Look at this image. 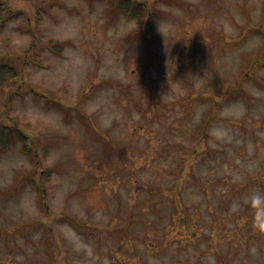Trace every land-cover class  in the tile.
<instances>
[{"label": "rangeland", "instance_id": "1", "mask_svg": "<svg viewBox=\"0 0 264 264\" xmlns=\"http://www.w3.org/2000/svg\"><path fill=\"white\" fill-rule=\"evenodd\" d=\"M135 1L0 0V264H264V0Z\"/></svg>", "mask_w": 264, "mask_h": 264}, {"label": "trees", "instance_id": "2", "mask_svg": "<svg viewBox=\"0 0 264 264\" xmlns=\"http://www.w3.org/2000/svg\"><path fill=\"white\" fill-rule=\"evenodd\" d=\"M116 8L123 15L126 16L136 23L141 24L143 18L145 17L146 6L143 3L136 2L135 0H116ZM0 9L2 7L0 5ZM15 71L8 66L7 63H0V85L1 87L6 85V83L14 78ZM15 136L17 140L21 143L22 150L30 154V149L27 144V137L22 133V130L15 128H9L8 126H0V149L5 150L10 144L11 138ZM49 174V173H48ZM34 187L38 188L36 184Z\"/></svg>", "mask_w": 264, "mask_h": 264}]
</instances>
